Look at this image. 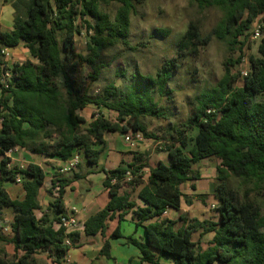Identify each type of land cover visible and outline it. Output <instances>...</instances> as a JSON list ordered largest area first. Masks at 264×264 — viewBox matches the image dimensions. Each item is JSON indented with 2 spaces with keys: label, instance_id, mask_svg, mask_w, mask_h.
<instances>
[{
  "label": "trees",
  "instance_id": "trees-1",
  "mask_svg": "<svg viewBox=\"0 0 264 264\" xmlns=\"http://www.w3.org/2000/svg\"><path fill=\"white\" fill-rule=\"evenodd\" d=\"M111 1L119 3L113 16L100 8L101 3ZM190 1L200 9L219 8L222 16L204 34L196 22H189L176 43L177 57L164 59L154 75L136 72L126 91L108 83L101 95L96 96L82 90L68 72L66 63H70L71 72L80 60L93 64L90 77L97 79L103 65L95 64V58L114 44L128 45L131 14L145 0L13 2L12 29L0 31V219L5 207H11L14 215L10 224L12 235L5 237L0 232V241L12 243L14 253L11 260L0 256V264H36L34 254L39 251L48 252L59 264L68 249L65 238L73 242L78 238V233L66 232L62 222L66 218L64 189L72 180L79 179L80 174H54L50 183L57 193L37 217L34 211L40 209L37 197L45 182V171L34 162L11 165L6 153L21 147L30 153L61 160L78 154L88 165L96 166L100 148L105 145V132H129L130 136L140 133L146 139H162L169 162L158 161L149 167L146 182L137 193L142 206L128 201L119 189L124 182L128 185L142 182V169L148 167L146 153L134 152L131 163L113 169L98 168L105 174L103 185L108 189L109 201L84 221L86 235L102 233L105 220L116 210L120 211V219L135 207L133 215L138 225L159 217L167 208L179 209L184 197L180 185L198 180L200 173L194 165L212 157L219 159L213 188L217 200L216 223L192 219L182 230L173 231L170 221L154 222L144 227V242L131 237L126 238L127 242L136 246L141 260L149 264H161V258L169 259L171 264H264V211L247 197L237 199L227 186L230 176L254 180L257 185L264 183V0ZM255 21L260 22L256 26L261 32L257 55L248 57L249 69L236 86L237 75L232 73V67L241 62L249 48V32ZM81 27L88 36L86 56L76 53L75 35ZM213 37L226 39L229 48L239 52L237 58L224 61L221 78L210 90L196 97L191 114L183 122L170 124L163 136L148 131L141 117L168 119L153 92H166L172 71L179 68L178 58L196 56L199 48L207 46ZM21 42L32 59L7 67L4 49L14 48ZM117 95L118 100L113 101ZM90 104L116 112L115 120L105 118L100 112L94 113L81 132L79 126L85 119L78 110ZM189 130H196L193 137L187 135ZM47 138L54 139L48 143ZM93 145L99 148L94 149ZM127 172L129 179H126ZM17 178L24 190L20 200L11 199L4 186L16 182ZM190 186L195 188L193 183ZM51 188L46 190L48 195H52ZM204 196L199 195L202 200ZM181 219L186 221L183 216ZM54 223L59 226L54 228ZM200 227L213 231L206 248L192 240L193 232ZM108 249L105 242L101 253L109 256Z\"/></svg>",
  "mask_w": 264,
  "mask_h": 264
},
{
  "label": "rangeland",
  "instance_id": "rangeland-1",
  "mask_svg": "<svg viewBox=\"0 0 264 264\" xmlns=\"http://www.w3.org/2000/svg\"><path fill=\"white\" fill-rule=\"evenodd\" d=\"M15 1L17 2V0ZM118 6L119 3L115 1L100 4L101 10L108 12L111 16L114 15ZM221 16L222 11L219 8L200 9L190 0H145L144 3L136 5L135 13L131 14L128 45L122 43L114 44L100 51L98 57L95 58V64L103 65L97 79L93 80L90 77L93 64L81 60L78 61L77 67L72 72L70 63H66L67 70L82 90L87 91L91 96L101 95L104 86L108 83H114L118 90L126 91V87L133 82L132 76L136 72L143 75H154L164 59L177 57L176 43L186 31L189 22H196L201 33L204 34L219 21ZM87 20L90 23L93 22L90 17H87ZM258 24L260 22L255 21L253 27L255 28ZM259 40L260 38L253 39L249 32V48L245 50L241 62L232 67V73L237 75L234 85L241 84L242 73L249 69L248 57L257 55ZM87 41L86 31L84 27H81L80 33L75 35L76 53L83 56L89 54L86 48ZM238 54L237 50L232 51L229 48L226 39L213 37L207 46L199 48L196 56L178 58L179 68L176 71H172L165 89L166 92L160 94L157 91L153 92L157 105L166 113L168 119H156L150 116L141 117L146 129L156 133L158 136H163L164 131L170 124L183 122L191 114L196 97L203 91L210 90L221 78L224 71V61L228 58L236 59ZM27 58H31L28 49L25 46H20L17 50H13L12 53L8 52V54H5L4 62L10 68L14 63H20ZM118 95L112 100H118ZM97 112H100L111 121L115 120L116 112L104 107L98 109L92 104L87 105L84 109L78 110L79 115L85 119V122L79 126L81 132L85 131L92 120V115ZM195 133L196 130H189L187 135L193 137ZM138 135L141 149H156V151L164 149L165 142L162 139L156 141L143 138L140 133ZM131 138L133 139L134 136L131 135ZM53 139L47 138L45 142L52 143ZM92 147H95V145ZM19 149L11 154V157L15 158L13 160L14 163L24 166L28 161H35L40 164L46 171L47 186L49 185V178H52L54 174L69 172L70 176L77 168L76 166L74 168L70 167V169L61 172L60 170L64 166L57 157L42 156L28 151L26 154H18L20 152ZM25 150H22V152ZM165 157L166 162L167 160L169 162L167 153ZM203 160L198 161L194 168L199 169L202 166V171L208 174L212 164L210 161L213 160H206L205 166L201 165ZM213 180L215 183V178ZM204 184L206 185V182ZM227 186L234 192L237 199L242 200L247 197L258 203L262 211H264V183L257 185L254 180H244L230 176L227 179ZM208 193L213 195L212 189H209ZM208 193L206 194L208 195ZM45 198L47 199V196L44 193L41 198L42 201ZM208 198L209 196H207ZM45 206L46 204L43 205V207ZM37 214L39 215L40 212L37 211ZM215 217H217V213Z\"/></svg>",
  "mask_w": 264,
  "mask_h": 264
},
{
  "label": "crops",
  "instance_id": "crops-1",
  "mask_svg": "<svg viewBox=\"0 0 264 264\" xmlns=\"http://www.w3.org/2000/svg\"><path fill=\"white\" fill-rule=\"evenodd\" d=\"M14 1L15 0H0V31L12 29L15 14V9L13 7ZM20 46H24L22 42L14 48H5L4 55L8 54V52L12 53L13 50H17ZM24 126L26 127L27 124ZM125 134L126 133L121 132L104 133L103 138L105 145L100 148L96 166L88 165L85 159L78 155V166L76 165L77 168L73 171V174L78 173L81 177L79 179L72 180L65 187L63 194L65 215L67 216L70 214L72 207L76 209V222L74 225L68 226L66 232H76L78 233V238L75 242H73L69 237L65 238L70 241V245L68 246L64 257L59 264H149L141 260L139 249L133 244L127 242L126 239L127 237H131L137 242H144V227L146 225L154 222L170 221L172 222V230L179 231L188 225L192 219L206 221L208 223H216V212H214L215 210H212L211 205L214 204L217 206V202L214 199L215 197H213L214 195H209L208 191L209 189H212L213 191L215 185L213 179L216 176L215 171L219 164V159L205 158L204 160L202 159L203 161L201 165L203 166H205L204 164L206 160L215 161H210L212 164L208 174H205L202 171L203 167L201 166L197 169L200 173V178L198 180L187 181L180 185V190L184 194V197L181 198L179 209L176 210L173 208H167L159 217L142 221L138 225H136L137 218L133 215V209H135V207L125 212L123 217L120 219V211L116 210L110 218L105 220L102 233L99 231L93 235H86L83 232L84 221L90 215L102 209L109 201L108 189L103 185L105 174L104 172L99 171L98 168L103 167L104 169H113L120 164L131 163L133 161L134 152L146 153L147 160H145L148 163V167L142 169V182L136 185H128L124 182L119 189V193L126 196L128 201H133L136 205L142 206L143 204L137 197V193L146 182L149 174V167L155 166L158 161L168 164V160L166 162L165 159L166 152H163V149H159V151H156V149H141L139 143L140 137L138 133L133 135L134 138L132 139V145L124 140ZM95 148L99 147H94V149ZM18 149L20 151L18 154H26L27 152L24 148L15 147L8 151L6 155L10 157L11 165L16 164L23 166L21 164L14 163L13 160H15V158L11 157V154H13L14 151H18ZM22 150L25 151L22 152ZM73 156L74 155H72L68 160L57 159L62 161L63 166H67V163ZM28 162L36 163L35 161ZM69 174V172L64 173V176H69ZM50 179L51 177L49 178V185L47 186L45 177L44 184L38 190L37 199L40 209L34 211L37 217L41 215L42 211L45 210L48 201L53 200L54 195L57 193L56 188H51ZM205 182L207 187L204 184ZM191 183L194 184V189L191 188ZM4 186L11 199L20 200L24 197V190L20 180L18 182L5 183ZM49 188L52 190V195H48L46 192ZM44 193L46 194L47 199L45 198L42 201L41 198ZM206 193H208V195ZM200 194H206V196L203 197V200L199 197ZM207 196H209V200L207 199ZM44 204H46L45 207H43ZM37 211L40 212L39 215L37 214ZM13 215L14 212L11 207H5L1 211L0 232L5 237H10L12 235L10 224ZM181 216L186 218L185 222H183ZM165 224L166 222H164L163 226H165ZM53 226L54 228H57L59 224L54 223ZM113 233H116L117 236H113ZM212 236L213 231H206L200 227L193 232L192 240L199 247L206 248L207 242L212 238ZM105 242H107L109 246V256L101 253V248ZM13 253L14 248L12 243L0 241L1 257L11 260ZM34 259L36 264H58L46 251H39L35 253ZM159 262L161 264H171V261L167 258H161Z\"/></svg>",
  "mask_w": 264,
  "mask_h": 264
},
{
  "label": "built area",
  "instance_id": "built-area-1",
  "mask_svg": "<svg viewBox=\"0 0 264 264\" xmlns=\"http://www.w3.org/2000/svg\"><path fill=\"white\" fill-rule=\"evenodd\" d=\"M251 37L253 39H258L261 37V32L259 30V26H255V28L253 27L252 32H251ZM247 71H244L242 74L245 75ZM124 140L129 142L131 145L133 143L132 138L130 136L129 133H126L124 136ZM79 156L78 154H74V156L70 159V161L67 163V166H64L60 171H66L67 169H70V167H75L78 164V159ZM130 174L127 172L126 173V179H129ZM16 181H19V178L16 179ZM212 209L216 208V205L212 204L211 205ZM75 213H76V209L74 207L71 208L70 210V214L66 216L65 219H63L62 225L67 229L68 226L74 225L76 222V218H75ZM65 244L66 245H70V241L65 239Z\"/></svg>",
  "mask_w": 264,
  "mask_h": 264
}]
</instances>
